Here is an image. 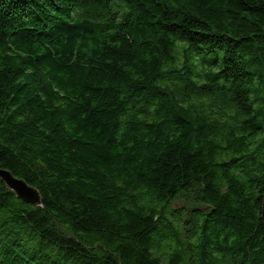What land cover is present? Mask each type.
<instances>
[{"label": "trees", "instance_id": "1", "mask_svg": "<svg viewBox=\"0 0 264 264\" xmlns=\"http://www.w3.org/2000/svg\"><path fill=\"white\" fill-rule=\"evenodd\" d=\"M0 169V264H264V0H0Z\"/></svg>", "mask_w": 264, "mask_h": 264}, {"label": "water", "instance_id": "2", "mask_svg": "<svg viewBox=\"0 0 264 264\" xmlns=\"http://www.w3.org/2000/svg\"><path fill=\"white\" fill-rule=\"evenodd\" d=\"M0 181L10 190L18 200L38 207L41 203L39 193L24 181L14 177L9 171L0 169ZM261 220L264 226V196L261 205Z\"/></svg>", "mask_w": 264, "mask_h": 264}, {"label": "rangeland", "instance_id": "3", "mask_svg": "<svg viewBox=\"0 0 264 264\" xmlns=\"http://www.w3.org/2000/svg\"><path fill=\"white\" fill-rule=\"evenodd\" d=\"M172 208H173L174 210H176V211H180V210H184V211H185L184 208H186V210H187L186 213H190V212L193 210V209H192L193 206L187 205V204H186L185 202H183V201H179V202L173 204V205H172ZM203 210H205V209H203Z\"/></svg>", "mask_w": 264, "mask_h": 264}]
</instances>
